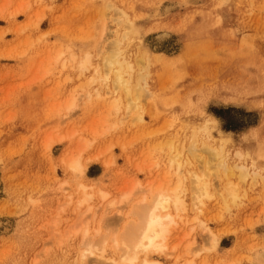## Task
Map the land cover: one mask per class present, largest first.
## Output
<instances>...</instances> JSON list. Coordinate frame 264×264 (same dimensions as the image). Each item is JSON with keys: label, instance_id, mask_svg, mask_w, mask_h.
Listing matches in <instances>:
<instances>
[{"label": "rangeland", "instance_id": "1", "mask_svg": "<svg viewBox=\"0 0 264 264\" xmlns=\"http://www.w3.org/2000/svg\"><path fill=\"white\" fill-rule=\"evenodd\" d=\"M194 175L210 194L198 209ZM179 179L187 213L152 257L255 264L264 0H0V264H81L86 233V264H104L131 208Z\"/></svg>", "mask_w": 264, "mask_h": 264}, {"label": "bare ground", "instance_id": "2", "mask_svg": "<svg viewBox=\"0 0 264 264\" xmlns=\"http://www.w3.org/2000/svg\"><path fill=\"white\" fill-rule=\"evenodd\" d=\"M167 33L160 34V38H166ZM90 161V160H89ZM222 163V162H221ZM85 163L80 162L79 158L74 159L70 164V169L76 175H82L86 169ZM192 193L195 195L191 200L192 208L198 209L203 205L202 197H208L209 189L205 182L198 175H194L190 181ZM82 186V185H81ZM84 187V186H82ZM187 185L183 179L176 181L172 188L167 190L158 189L154 191L150 199L143 198L131 208V219L125 226L120 238V253L114 254L102 260L104 264H164L159 259L152 257V253L168 254V238L171 231L170 226L177 223L175 216L178 215L179 220L186 215L187 212L178 214L179 211L188 209L186 200ZM103 197L107 194L103 193ZM132 194L128 193L122 197L119 203L127 204ZM237 198L236 188L227 187L226 204L235 203ZM112 202V201H111ZM115 203V202H112ZM120 206V205H119ZM201 211V209H200ZM120 213V210H119ZM202 227L206 231L209 244L213 248L219 245V234L212 231L206 224L201 222ZM195 244L190 243L187 251L195 249ZM83 252L81 253L80 262L86 264L88 255L94 253L95 242L87 233L83 240ZM105 250V247H102ZM252 260L255 264H264V248L258 250Z\"/></svg>", "mask_w": 264, "mask_h": 264}]
</instances>
